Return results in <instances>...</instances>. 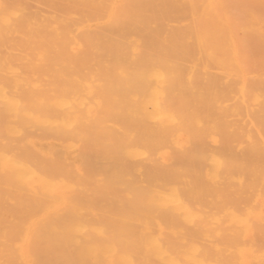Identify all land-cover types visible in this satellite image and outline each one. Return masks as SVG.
I'll return each mask as SVG.
<instances>
[{"label":"bare ground","instance_id":"obj_1","mask_svg":"<svg viewBox=\"0 0 264 264\" xmlns=\"http://www.w3.org/2000/svg\"><path fill=\"white\" fill-rule=\"evenodd\" d=\"M246 3L0 0V264H264Z\"/></svg>","mask_w":264,"mask_h":264},{"label":"rangeland","instance_id":"obj_2","mask_svg":"<svg viewBox=\"0 0 264 264\" xmlns=\"http://www.w3.org/2000/svg\"><path fill=\"white\" fill-rule=\"evenodd\" d=\"M237 1H238V2H242V3H243V2L246 3L248 0H243V1L237 0ZM237 1L234 0L235 3H238ZM251 1H252V0H249V2H250L249 4H250V5L247 4L248 2L246 3L249 7H251V4H253V2H254V1H252V3H251ZM257 1H259V0H255L256 3L254 2V4H253V8H249L246 4H245V6L240 7V8H243L242 10L244 11L245 15H246L247 18H248L247 21H246V23H248L249 20H251V21L249 22V23H250L249 26H250L251 28H254V29L257 31V32H256V31H253V32H255V34L257 35V37L254 38V35H253V37H251V36L249 35V34H250V31L247 30V29H244L245 31H244L243 29H240V30H239V31H240L239 34H240L241 36H243V33L246 32L245 35H244L243 37H246V34L248 35V36H247L248 38L251 37V38H250L251 41L249 40L250 43H252V45L256 44V46H253V48H254V47H258V46H261V47H262V45H259V42H258V43H256V42L259 41V40H257V38H259V39L261 40V41H260V44L262 43L263 37H261L258 33H260V34L263 36V32H264V19H263L264 16H261V15H260L261 13H262V15H264V11H263L264 9H262V8L264 7V6H263V5H264V2H263L264 0H260L261 3L259 2L260 5L263 3V4L261 5L262 8H261L260 5H259V8L262 9V10H261V13H259L260 11H257V10H256L257 14L259 13V16H258L257 14H255V12H254V11H255V7H254V5L258 3ZM259 3H258V4H259ZM258 4H257V5H258ZM257 5H256V9H258ZM246 6H247V7H246ZM244 7H245V8H244ZM246 8H248V10H244V9H246ZM249 9H251V11H250ZM258 10H260V9H258ZM243 11H242V12H243ZM247 12H248V13H247ZM247 14H249V15H247ZM248 16H250L251 19H249ZM260 18H261V19H260ZM261 20H262V21H261ZM250 27H249V28H250ZM251 28H250V29H251ZM254 29H253V30H254ZM241 31H243V33H242ZM248 38H247V39H248ZM239 41H240V40H239ZM247 42H248V41H247ZM245 43H246V41H245ZM245 43H244V45L247 44V43H246V44H245ZM250 43H249V44H250ZM249 44H247L248 47L250 46V47H249V50H250V49H253V48H251V44H250V45H249ZM240 45H241V47H242V44H240ZM240 45H237L238 47H237V52H236V53H237V58H236V59H237V61H238L239 64H240V63H243L242 61H244V59H243V57H242L243 55L240 56V54H239V52H241L240 50L242 49V48L239 47ZM238 48H239V49H238ZM244 48H246V47H243V49H244ZM258 48H260V47H258ZM247 49H248V48H247ZM261 49H262V48H261ZM249 50H248V51H249ZM260 51H261V50H260ZM260 51H259V52H260ZM208 52H209V51H208ZM242 52L244 53V50H243ZM242 52H241V53H242ZM245 52H246V50H245ZM250 53H251V51L249 52V55H250ZM259 54H260V53H259ZM244 56H246V54H245ZM247 57H249V56L247 55ZM241 58H242V59H241ZM245 61H246V60H245ZM245 63H246V62H245ZM241 65H242V64H241ZM244 112H245V111H243L242 119L245 118V115H246V113H244ZM64 232H65V231H64L63 228H60V229H59V235H60L61 237H62V235L64 234ZM7 248L10 250V247L8 246V244L5 243V245L2 246V249L4 250V249H7ZM0 253H1V252H0ZM0 257H1V255H0ZM3 263H4V264H7L6 261H4Z\"/></svg>","mask_w":264,"mask_h":264}]
</instances>
